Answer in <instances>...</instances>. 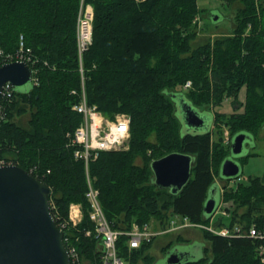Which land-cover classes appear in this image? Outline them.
<instances>
[{"label": "trees", "instance_id": "1", "mask_svg": "<svg viewBox=\"0 0 264 264\" xmlns=\"http://www.w3.org/2000/svg\"><path fill=\"white\" fill-rule=\"evenodd\" d=\"M224 1L234 9L230 33L193 46L192 21L200 12L196 0H0V48L14 51L22 35L38 59L32 65L38 83L24 91L14 88L5 109L0 159L26 171L33 168L30 173L51 187L49 201L56 222L68 220L70 203L80 204L81 219L75 224L69 221L63 231L89 264L99 262L102 245L92 233H84L94 229L87 177L98 190L106 220L123 232L116 238L117 254L136 264L156 234L129 248L124 231L134 222L165 230L178 218L204 225L213 221L203 205L214 176L224 179L220 165L230 154L231 138L244 131L255 140L264 127V0ZM80 4L92 7L93 18L90 43L79 59ZM248 24L251 32L242 38L240 32ZM188 79L191 87L181 89ZM242 87L241 112L211 111L217 141L211 139V129L181 132L173 93L181 92L193 106L208 111L211 102L217 106L228 96L237 110ZM82 88L87 104L96 105L107 118L118 112L130 118L128 149L101 151L88 162L87 171L83 160L74 157L66 135L82 121V114L72 108L80 101ZM24 115H28L25 123L16 119ZM221 123L230 132L227 146L219 142ZM172 151L195 157L190 179L178 193L151 181L149 162ZM236 180L235 191L220 192V200L233 198L234 209L227 217L218 215L213 225L264 224V174L246 182L238 175ZM203 232L208 243L204 254L181 264H263L257 250L264 241Z\"/></svg>", "mask_w": 264, "mask_h": 264}, {"label": "water", "instance_id": "2", "mask_svg": "<svg viewBox=\"0 0 264 264\" xmlns=\"http://www.w3.org/2000/svg\"><path fill=\"white\" fill-rule=\"evenodd\" d=\"M217 18L214 15L213 19ZM7 82L13 88L27 83L31 87L29 64L17 60L0 64V93ZM172 99L175 114L186 128L182 133L210 130L204 115L208 110L196 108L181 92L173 93ZM252 140V136L244 131L233 135L230 154L220 165L222 178L238 177L240 166L236 158L242 156L243 147H247L245 143ZM194 163L195 157L191 153L168 152L149 162L151 181L159 188L178 193L190 179ZM216 192L219 194L218 201L215 199ZM50 193L49 185L22 167L16 164L0 165V264H71L64 231L58 227L51 212ZM219 201L220 187L215 181L204 202V214L211 217ZM186 254L174 250L168 254L166 264H181L196 259L188 258Z\"/></svg>", "mask_w": 264, "mask_h": 264}, {"label": "built area", "instance_id": "3", "mask_svg": "<svg viewBox=\"0 0 264 264\" xmlns=\"http://www.w3.org/2000/svg\"><path fill=\"white\" fill-rule=\"evenodd\" d=\"M85 12V14H83ZM84 12L79 14L77 21V50L79 59L82 52L87 48L91 40V20L92 8L89 5L85 6ZM84 15H89L85 17ZM25 61L31 67V83L37 84L35 69L33 64L38 61L37 57L32 55L31 48L24 45L23 36H19V45L14 51H4L0 48V64L11 61ZM190 82L184 84V88L189 87ZM14 88L8 82L4 85L0 93V123L5 119V109L13 99ZM74 110L82 114V121L72 131L67 132L68 144L74 147V157L83 160L87 171L88 162L95 159L103 150H112L121 146L129 136V121L130 118L121 113L115 115L112 120L106 119L105 116L97 110L95 105L87 104L82 88L81 99L78 103L72 106ZM13 164L11 160L5 158L0 159V165ZM33 170L30 168L29 173ZM88 189L86 197L90 205L89 218L94 224L93 232L86 230V235L93 234L94 238L98 239L102 245V251L97 264H125L116 251L117 235L123 233L113 229L106 220L98 200V190L94 188L87 177ZM220 205L216 208L214 215L219 212ZM225 214V212H222ZM82 212L80 204L73 203L69 207L68 220L57 219L56 224L62 230L67 223L71 221L75 224L81 219ZM183 226L190 225L187 219L184 218ZM171 222H174L172 220ZM174 224V223H172ZM177 226V225H173ZM204 227L212 233L225 237H243L251 238L256 241H264V224L258 225L252 222L249 225H235L232 228L226 226L213 227L204 225ZM128 235V247L137 248L143 241H149L156 232L153 231L148 223L142 225L134 223L130 230L124 231ZM64 242L68 249L71 264H89L76 247L70 243L69 238L64 236ZM257 253L260 261L264 264V244L259 243Z\"/></svg>", "mask_w": 264, "mask_h": 264}, {"label": "rangeland", "instance_id": "4", "mask_svg": "<svg viewBox=\"0 0 264 264\" xmlns=\"http://www.w3.org/2000/svg\"><path fill=\"white\" fill-rule=\"evenodd\" d=\"M196 1H197V6L199 7L200 12L198 13V15L194 17L192 21L193 24L195 25L194 27L196 30V37L191 41V44L193 46H196L197 44L203 43L205 39L208 37H210L211 41H213V39L216 37L228 35L234 26L233 25L234 24V20H233L234 9H231L230 8L231 6L224 0H196ZM85 6H82V4H80L77 19H76V25L78 21V16L80 13L82 14L84 12ZM83 14H85V12ZM214 15L218 16L216 20L213 19ZM84 16L88 17L89 15L87 16L84 15ZM92 18H93V15H92ZM91 29H92V23H91ZM250 32H251V25L248 24L247 27L244 29V31L240 32L241 33L240 35L242 38H245L246 36L250 34ZM210 80L212 81L211 78ZM187 81L190 82V85L189 87L184 88V84ZM186 82H184L180 86L181 89L188 90L191 87V80L188 79L186 80ZM29 88H30V83H27L23 86L16 87L15 89L24 90V89H29ZM238 101H239L240 107L237 110L236 108H234V105L231 102V98L228 96L223 97L222 101H220L218 103L219 105L217 106H215L211 102L208 108L213 113H216L218 111L221 113L223 112L226 115H230L233 112H241L243 110V105L245 103V87H242L239 90ZM121 113L123 112H118L115 115L121 114ZM204 115L206 117L207 127H209L212 131L211 139L215 142L217 141L218 136H219L217 123L212 124L211 112L205 111ZM27 118H28V115L16 117L17 120H20V122L22 121L23 123L26 122ZM105 118L109 119L106 116ZM109 120H112V119H109ZM220 130H221L220 134L222 138L219 140V142H221L222 144L226 146L229 145V141H230L229 129H227V127L221 123ZM181 131L182 132L186 131L185 125H181ZM129 136H130V133H129ZM129 136L127 137V139L121 146L115 149H112V150L128 149ZM249 151H250V154L247 156V158H242V159L240 158L237 160L240 166L239 175L244 182H246L247 178L250 176H261L264 174V127L261 129V131L259 132L255 140L250 141L247 147L245 146L243 147V151L241 155H245ZM252 153H255V154H252ZM214 180L218 183L220 187V192L222 194H225L228 191H235L237 188L236 186H237L238 181L236 179L235 180H225L215 175ZM215 194H216L215 199L216 201H218L219 194L217 192ZM71 204L73 203H70V205ZM234 206L235 204H234L233 198H230V199L221 198L219 212L214 216L213 221H210L207 224V226H210L212 224L213 227H216L213 224L215 223V219H218L217 218L218 215H221L223 217L229 216V213L234 209ZM243 209L244 207L239 208L240 211H242ZM223 211L225 212V214L222 213ZM173 220L174 222L169 223V227H168L169 231L168 229H165L167 233L163 231L161 234L160 233L157 234L154 237L150 247L139 257L136 264H166V258L168 254L173 252L174 250H177L181 253L187 252L186 256L188 258H199L200 256L204 254L205 252L204 248L208 244L207 240H205L203 236L204 235L203 230L206 229L204 227V224L191 223L187 221L188 223H191V224L186 225L188 227H183L182 229L189 228L184 231L181 228L179 229L171 228L170 229V227L173 225L184 223V221L182 219L179 220V218L173 219ZM134 223H132V225ZM169 242L171 243L170 245H169ZM144 255H147L149 259L144 258ZM124 262L125 264H129V261L127 259H124Z\"/></svg>", "mask_w": 264, "mask_h": 264}, {"label": "crops", "instance_id": "5", "mask_svg": "<svg viewBox=\"0 0 264 264\" xmlns=\"http://www.w3.org/2000/svg\"><path fill=\"white\" fill-rule=\"evenodd\" d=\"M183 227H188V226H182V223L181 224H178L177 226H175V227H173V226H171L170 227V229L172 228V229H179V228H183ZM152 230H154V231H156L157 233H156V235L157 234H161L163 231H165V230H160V229H158V228H156V229H158V230H156L155 228L153 229V228H151ZM186 229H189V228H186ZM186 229H182V230H186ZM168 231H169V229H168ZM166 232V231H165ZM167 233V232H166ZM165 234V233H164Z\"/></svg>", "mask_w": 264, "mask_h": 264}, {"label": "flooded vegetation", "instance_id": "6", "mask_svg": "<svg viewBox=\"0 0 264 264\" xmlns=\"http://www.w3.org/2000/svg\"><path fill=\"white\" fill-rule=\"evenodd\" d=\"M245 144L248 145V142H246Z\"/></svg>", "mask_w": 264, "mask_h": 264}]
</instances>
